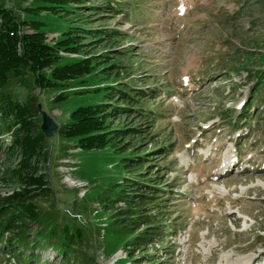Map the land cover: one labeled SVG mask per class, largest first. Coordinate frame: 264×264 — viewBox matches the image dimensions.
Instances as JSON below:
<instances>
[{
  "label": "rangeland",
  "instance_id": "374dc122",
  "mask_svg": "<svg viewBox=\"0 0 264 264\" xmlns=\"http://www.w3.org/2000/svg\"><path fill=\"white\" fill-rule=\"evenodd\" d=\"M2 1L20 15V7L31 2ZM113 2L118 11L94 0L61 15H31L42 22L39 29L47 41L53 43L77 27L85 32L79 33L84 49L106 50L122 66L106 75L104 64L97 65L92 73L70 80L64 90L31 89L58 125L76 107L102 102L110 83L156 90L144 102V112L153 118L139 120L136 109L111 118L114 125L136 124L143 130L122 138L136 148L109 143L79 149L76 138L57 132L46 136L47 156L40 167L52 192L36 202L43 213L84 227L86 244L68 261L50 247H38V264H150L154 259L156 264H264V87L249 115L236 123L262 82L264 0ZM86 28L102 32L93 37ZM62 55L58 64L80 57ZM4 89L21 100L29 92L17 81ZM61 92L67 97L55 102ZM3 124L0 117V197L18 187L11 173L16 158L5 152L10 134ZM162 144L170 150L150 152ZM144 151L153 165L137 175L139 169L127 159ZM149 173L161 189L146 209L170 230L143 249L129 250L130 245H123L127 238L113 231V214L125 203L111 202L106 208L102 197L116 194L127 179ZM142 189L154 195V189ZM8 259L3 257L0 264H22Z\"/></svg>",
  "mask_w": 264,
  "mask_h": 264
},
{
  "label": "trees",
  "instance_id": "16d2710c",
  "mask_svg": "<svg viewBox=\"0 0 264 264\" xmlns=\"http://www.w3.org/2000/svg\"><path fill=\"white\" fill-rule=\"evenodd\" d=\"M30 1L27 6L20 7V15L17 10L0 0V117L3 118L5 132L10 134L5 152L16 158L11 173L18 183V187L10 194L0 197V260L3 257L13 258L22 264L39 263V257L34 253L38 247H50L64 261H68L69 255L75 256L86 244L84 227L73 220L59 221L56 217L43 213L36 202L37 198L46 197L52 190L47 174L40 167V162L47 156V137L40 129L41 115L37 96L30 90H64L70 80L92 73L97 65L104 64L101 71L106 75L114 68L122 67L115 58L111 59L112 56L105 53L106 50L89 52L84 49L85 44L81 42L84 35L79 33L85 32L77 30V27H71L72 29L63 33V37H58L51 43L47 41L46 33L39 29L42 22L31 18V15H38L42 11L60 15L72 12V8L94 0ZM101 1L106 2L111 10L118 11L119 6L110 5L114 3L113 0ZM85 30L92 32L93 37H98L102 32L88 28ZM106 35L112 36L111 33ZM113 43L114 41L109 43L112 44L111 48ZM62 53L78 54L80 57L74 62L58 64L63 57ZM258 78L262 82L254 89L252 98L238 114L236 123L242 122L243 117L249 115V108L253 106L256 94L264 87V69L258 71ZM11 81H17L29 90L25 99H15L4 89ZM106 88L108 92L102 102L76 107L70 112L68 121L58 126L57 134L62 138H76L74 145L79 149H99L109 143H114V146L121 143L117 148H136L122 138L131 137L136 132L139 134L143 130L136 124L114 125L111 118L131 109H136L140 114L139 120L153 118L144 112V102L154 98L156 90L113 83ZM66 97L67 94L61 92L54 101ZM130 103L138 108H130ZM153 148L151 153L161 155L170 150L165 144L156 150ZM148 155L147 151L138 152V155L127 159L139 169L137 175H144L142 170L152 167ZM150 174L142 179H127L129 182L116 194L106 193L102 197L107 201L106 208L110 207L111 202L125 203L124 208H119L113 214V223L116 224L113 231L116 235L127 238L123 245H130L129 250L143 249L160 240L170 230L166 224L155 222L157 218L146 209L148 200L158 197L157 190L161 189L158 188V183L151 182L153 179ZM143 186L154 189L150 193L155 196L144 191ZM30 224L35 227L31 228ZM157 261L154 259L150 264H156Z\"/></svg>",
  "mask_w": 264,
  "mask_h": 264
},
{
  "label": "water",
  "instance_id": "95a60500",
  "mask_svg": "<svg viewBox=\"0 0 264 264\" xmlns=\"http://www.w3.org/2000/svg\"><path fill=\"white\" fill-rule=\"evenodd\" d=\"M37 106H38V111L41 115L40 129L42 133L45 136H50L55 134V132H57L58 130L59 125L53 120V118L48 113H46L41 109L40 103H38Z\"/></svg>",
  "mask_w": 264,
  "mask_h": 264
},
{
  "label": "built area",
  "instance_id": "2783aa9c",
  "mask_svg": "<svg viewBox=\"0 0 264 264\" xmlns=\"http://www.w3.org/2000/svg\"><path fill=\"white\" fill-rule=\"evenodd\" d=\"M71 55H74V54H71Z\"/></svg>",
  "mask_w": 264,
  "mask_h": 264
}]
</instances>
